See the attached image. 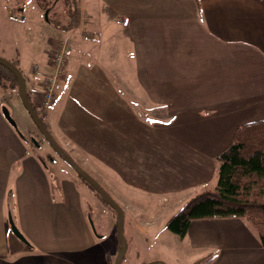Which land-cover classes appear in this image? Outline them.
<instances>
[{
  "label": "rangeland",
  "instance_id": "1",
  "mask_svg": "<svg viewBox=\"0 0 264 264\" xmlns=\"http://www.w3.org/2000/svg\"><path fill=\"white\" fill-rule=\"evenodd\" d=\"M91 1H83L88 12L89 7L93 8ZM80 4L81 0H0V56L10 61L13 58H21L24 64L21 70L26 79L34 68L42 70L47 66L52 50L50 39L57 38L59 32H65L61 29L67 30L65 25L76 11V6L78 16L77 20L73 19L72 22H81ZM24 15L26 20H22ZM183 15L187 16V22H191L192 18H189L187 13ZM84 20L85 17L82 22ZM83 29H80L79 33ZM124 32L125 29L119 28L116 32L118 37L112 38L110 45L113 63L109 64V67L104 64L105 70L112 75L107 81L119 94L118 109L127 104H139V111H132L130 108L129 111L122 112L132 124L134 136L151 140L153 145H150V153L145 154L159 156L157 168L159 165L160 168L158 171L156 167L152 169V165L149 169L142 165L135 170L129 169L131 174L134 172L129 176L120 177L105 170L103 171L107 175L99 172L100 175L97 176L105 183H101L103 188L109 190L107 192L116 198L125 212L124 233L129 248L122 264H145L155 260L166 264H219L226 249L214 242L209 246L196 247L189 237L182 240L169 232L165 224L186 201L216 186L218 164L215 158L211 161L210 156L213 154L215 157L216 152L229 144L235 128L245 122L264 119V106H261L264 102L263 96V99L261 96L257 97L256 105H243L240 100L244 97L239 95L250 87L253 89V85L256 86L253 91L257 90L260 81L256 75H259L258 71L262 70L264 65L256 58H250L248 52L242 53L241 61L239 53L235 52L228 62H225V66L217 64L216 57L213 61H194L189 56L187 60L183 57L176 65H152L153 68L160 66L170 68L171 71L178 68L187 78L175 79L171 76L164 82L158 79L155 73L154 78L144 79L139 71L140 64L126 56V51L136 49L127 47ZM63 39L65 38H59ZM92 44L93 40L90 39V47L81 52L80 44L74 40L72 52L68 56V73L63 80H58L56 103L48 108L49 121L52 112L56 118L59 116V126L63 119L62 123L68 132H78V129L73 127L70 110L85 105L88 90L105 86L106 79H97L98 75L94 73L101 65L93 63ZM81 57L84 61H81ZM198 58H202L199 53ZM193 88L194 93L184 96L186 90ZM159 98L160 101L164 100V103H159ZM146 103L151 106L150 112L143 111L140 106ZM3 107L9 110L17 125L16 130L26 145L40 159L49 163V175L55 195L58 194L56 186L61 180H69L71 185L77 186L80 189L79 195L85 197L87 214L94 232L103 237L95 253L53 255L46 258L34 255L30 259L31 262L106 264L104 253L110 252L115 243L120 247L116 231V212L96 196L95 191L82 177L55 152L26 111L19 91L11 86V80L0 81L1 111ZM38 112L43 122H47L41 111ZM93 118L94 115L91 116L89 125L94 123ZM56 130L49 133L61 146L62 137L59 136V130ZM144 157L146 158L143 154L142 158ZM126 161L131 162L130 157ZM87 163L93 171L90 160ZM193 164H207V173L200 172V169L197 172ZM91 176L95 179V176ZM206 176L208 179L202 181ZM106 181H111L113 186ZM82 188H85V192H82ZM242 221L258 239L251 225L245 219ZM218 231L225 230H206L210 234ZM114 254L110 257V264L115 262L117 254L113 256Z\"/></svg>",
  "mask_w": 264,
  "mask_h": 264
},
{
  "label": "crops",
  "instance_id": "2",
  "mask_svg": "<svg viewBox=\"0 0 264 264\" xmlns=\"http://www.w3.org/2000/svg\"><path fill=\"white\" fill-rule=\"evenodd\" d=\"M83 1L80 4L81 22L72 30L61 29L65 32H59L58 39H50L52 50L47 66L42 70L34 68L25 79L29 99L47 119L45 125L48 130H59L62 148L85 171H90L89 174L95 176L102 187L105 183L97 176L99 172L106 174L103 170L122 177L132 175L134 172L131 174L129 169L135 170L142 165L146 169L151 165L152 169L156 167L159 171L160 168V165L157 168L159 156L145 154L150 153V145H153L151 140L134 136L132 124L122 112L130 108L139 111V104L126 103L128 106L118 109L119 94L107 81L112 75L105 70L104 64L109 67L113 63L110 44L112 38L118 37L116 32L119 28L126 30L127 47L136 49L126 51V56L140 64L139 71L144 79L154 78L155 73L164 82L171 76L175 79L187 78L178 68L171 71L170 68H153L152 65H176L183 57L187 60L189 56L194 61H213L216 57L217 64L225 66V62L235 52L239 53L240 61L242 53L248 52L250 58H256L264 65V0H92L93 8L89 7L90 2L87 5L89 12ZM183 13L192 18L191 22H187V16ZM84 17L86 22H82ZM22 20H26V15ZM59 38H68L71 43L70 54L74 40L80 44L83 52V49L90 47L89 40L92 39L93 63L101 65L94 73L98 75L97 79H106L104 88L88 90L85 105L80 102L82 106L69 109L73 127L78 132H68L61 118L59 126V116L56 118L52 112L49 121V110L44 106L46 79L52 71V52ZM198 53L202 58H198ZM80 59L84 61V58ZM17 60L21 70L24 65L22 59H12L13 62ZM262 70L259 69V75H256L260 81L257 90L253 91L256 89L253 85V89L250 87L239 94L244 97L240 100L243 105L255 104L258 96L264 97V68ZM193 91L194 88L186 90L184 96ZM159 103H164V100ZM140 106L143 111L151 110L148 103ZM261 106H264V102ZM92 115L94 123L89 125ZM70 145L75 147L71 148ZM143 154L146 158H142ZM129 157L131 162L126 161ZM210 157L212 161L213 154ZM89 160L93 171L87 163ZM194 166L197 172L198 169L203 173L208 171L207 164ZM49 173V163L40 159L26 145L0 110V264H34L30 260L34 255L46 258L98 251L103 237L92 228L85 197L79 195L80 189L71 185L69 180H61L56 186L58 194L55 195ZM207 179L208 176L202 181ZM82 192H85V188H82ZM10 218L26 243L13 234ZM242 220H195L182 240L189 237L196 247L209 246L213 242L219 244L226 249L219 264H264V247L259 237L257 239ZM213 228L225 231L206 232ZM118 248L115 243L110 252L104 253L106 264H110V257L114 252L113 256L118 253Z\"/></svg>",
  "mask_w": 264,
  "mask_h": 264
},
{
  "label": "trees",
  "instance_id": "3",
  "mask_svg": "<svg viewBox=\"0 0 264 264\" xmlns=\"http://www.w3.org/2000/svg\"><path fill=\"white\" fill-rule=\"evenodd\" d=\"M77 16L76 6V11L65 25L67 30L78 26L76 22H72L73 19L77 20ZM14 63L18 66V60ZM5 79L11 80V86L18 90L15 75L0 64V81ZM56 100L57 93H54L52 105ZM36 112L42 119L39 112ZM214 158L218 164L216 186L186 201L169 218L165 228L184 239L195 220L245 219L256 231L264 247V119L238 125L232 140L224 149L216 152ZM86 183L102 200L99 193Z\"/></svg>",
  "mask_w": 264,
  "mask_h": 264
},
{
  "label": "water",
  "instance_id": "4",
  "mask_svg": "<svg viewBox=\"0 0 264 264\" xmlns=\"http://www.w3.org/2000/svg\"><path fill=\"white\" fill-rule=\"evenodd\" d=\"M0 64L5 68H7L8 70H10L15 75L18 83L19 96L23 106L25 107L26 111L28 112L33 122L38 127V129L42 132L46 140L55 150V152L99 193L104 203L112 207L116 212L117 215L116 231H117L118 240L120 242V249L116 255L114 264H122L124 257L127 254L129 248L128 240L124 233V222H125L124 209L87 171H85L80 165H78L74 161V159L51 136L47 126L45 125L43 120L39 117L38 113L36 112L33 104L29 99V95L27 92V83L20 68L14 62L5 59L1 56H0ZM2 112L5 118L8 120V122L14 128H16L17 125L13 120V118L11 117L9 110L6 107H3ZM10 223L13 234L21 241L26 243V239L23 237V235L20 233L17 227H15L12 218H10ZM145 264H166V263L161 260H155V261L147 262Z\"/></svg>",
  "mask_w": 264,
  "mask_h": 264
},
{
  "label": "built area",
  "instance_id": "5",
  "mask_svg": "<svg viewBox=\"0 0 264 264\" xmlns=\"http://www.w3.org/2000/svg\"><path fill=\"white\" fill-rule=\"evenodd\" d=\"M71 50V44L68 38L58 40L51 57V72L47 76V85L45 88L44 106L49 108L55 91L56 82L65 74L68 55Z\"/></svg>",
  "mask_w": 264,
  "mask_h": 264
},
{
  "label": "flooded vegetation",
  "instance_id": "6",
  "mask_svg": "<svg viewBox=\"0 0 264 264\" xmlns=\"http://www.w3.org/2000/svg\"><path fill=\"white\" fill-rule=\"evenodd\" d=\"M54 49H55V47H54ZM54 49H53V51H54ZM52 54H53V52H52Z\"/></svg>",
  "mask_w": 264,
  "mask_h": 264
}]
</instances>
